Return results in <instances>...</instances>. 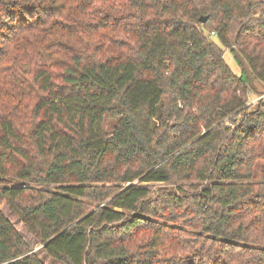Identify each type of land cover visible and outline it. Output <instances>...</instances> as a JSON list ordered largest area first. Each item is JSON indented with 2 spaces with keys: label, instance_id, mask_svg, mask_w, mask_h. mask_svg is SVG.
Returning <instances> with one entry per match:
<instances>
[{
  "label": "trees",
  "instance_id": "1",
  "mask_svg": "<svg viewBox=\"0 0 264 264\" xmlns=\"http://www.w3.org/2000/svg\"><path fill=\"white\" fill-rule=\"evenodd\" d=\"M253 82L264 0H0V199L64 264H264Z\"/></svg>",
  "mask_w": 264,
  "mask_h": 264
},
{
  "label": "rangeland",
  "instance_id": "2",
  "mask_svg": "<svg viewBox=\"0 0 264 264\" xmlns=\"http://www.w3.org/2000/svg\"><path fill=\"white\" fill-rule=\"evenodd\" d=\"M238 56V57H237ZM224 58L226 63L230 66L231 70L238 76H241L243 69H247L245 63L243 66L239 63L240 56L229 49H225ZM258 93L250 96V104L254 107L264 99V87L259 82H253ZM253 107V108H254ZM251 108V109H253ZM0 208L7 216V218L11 221V223L15 226L18 232L25 238V240L32 247L33 252H37L39 256L47 263V264H64L62 262L54 261L52 258L48 257L41 249L43 246L39 245L34 237L29 233L25 225L19 221V219L10 211L4 201L0 199Z\"/></svg>",
  "mask_w": 264,
  "mask_h": 264
},
{
  "label": "water",
  "instance_id": "3",
  "mask_svg": "<svg viewBox=\"0 0 264 264\" xmlns=\"http://www.w3.org/2000/svg\"><path fill=\"white\" fill-rule=\"evenodd\" d=\"M206 21H207V17H201V19H200L201 23H206Z\"/></svg>",
  "mask_w": 264,
  "mask_h": 264
},
{
  "label": "built area",
  "instance_id": "4",
  "mask_svg": "<svg viewBox=\"0 0 264 264\" xmlns=\"http://www.w3.org/2000/svg\"><path fill=\"white\" fill-rule=\"evenodd\" d=\"M264 97V96H263Z\"/></svg>",
  "mask_w": 264,
  "mask_h": 264
}]
</instances>
